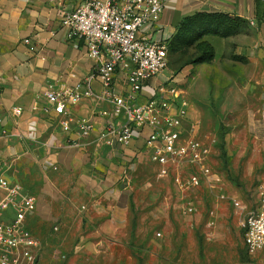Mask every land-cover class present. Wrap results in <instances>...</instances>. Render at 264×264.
I'll list each match as a JSON object with an SVG mask.
<instances>
[{
	"label": "rangeland",
	"instance_id": "374dc122",
	"mask_svg": "<svg viewBox=\"0 0 264 264\" xmlns=\"http://www.w3.org/2000/svg\"><path fill=\"white\" fill-rule=\"evenodd\" d=\"M245 33L208 22L185 33L177 51L168 45L162 78L181 79L190 68L191 78L179 87L190 104L184 137L197 122L203 166L214 181L191 163L164 177L149 160L126 161L116 182L123 186L121 224L108 229L99 215L89 224L80 217L76 224L65 221L70 217L38 223L31 216L26 229L39 240V264H264V252L248 253L242 225L264 186V124L258 122L264 120V63L246 60L245 94L243 57L229 48ZM192 177L202 178L200 187L180 191L177 179ZM188 202L196 212L185 213Z\"/></svg>",
	"mask_w": 264,
	"mask_h": 264
},
{
	"label": "crops",
	"instance_id": "0c3cea01",
	"mask_svg": "<svg viewBox=\"0 0 264 264\" xmlns=\"http://www.w3.org/2000/svg\"><path fill=\"white\" fill-rule=\"evenodd\" d=\"M86 1L0 0V179L19 184L22 197L35 198L25 227L32 215L38 223L70 217L65 221L76 224L80 217L89 224L99 215L98 222L108 229L121 224L123 186L118 189L116 182L124 171L123 164L151 161L145 146L149 128L137 133L128 147L102 138L109 121H123L101 115L112 112L110 100L85 98L70 107L74 119L92 120L94 129L87 139L80 138L75 125L71 132H64L62 118L43 110L50 106L43 98L48 88L69 92L95 75L96 63L86 42L69 36L61 23L62 12L73 11ZM198 14L225 15L246 22V33L236 39L234 48L229 46L234 56L245 59L242 81L246 94V60L264 63V0H168L159 22L144 27L141 35L170 45L180 24ZM188 68L179 75L178 88L186 75L188 79ZM162 80V76L149 80L137 103L144 104ZM90 88L96 95L103 90L98 79L91 80ZM114 89L118 95L127 93L125 74L115 76ZM17 109H21L20 114H15ZM258 122L264 124V120ZM6 195L0 187V201ZM14 218L11 208L2 213L0 222Z\"/></svg>",
	"mask_w": 264,
	"mask_h": 264
},
{
	"label": "built area",
	"instance_id": "2783aa9c",
	"mask_svg": "<svg viewBox=\"0 0 264 264\" xmlns=\"http://www.w3.org/2000/svg\"><path fill=\"white\" fill-rule=\"evenodd\" d=\"M167 2L89 0L73 11L62 12V26L69 36L82 38L86 42L89 56L96 63V72L85 85L78 84L69 92L48 88L43 98L50 106L43 110L46 113L53 111L62 118L60 126L64 132H71L72 125H75L80 138L87 139L94 129L92 120L85 117L74 119L70 107L80 104L85 98L110 100L112 112H102L101 115L123 118V121L120 124L109 121L102 134L103 139L128 147L137 133L149 128L151 133L145 139V146L149 150L150 160L161 166V176L168 177L172 167L179 168L191 163L199 166L202 176L211 183L214 179L210 169L203 166L201 145L195 134L197 122L184 137L190 104L177 86L179 79L170 77L162 80L144 104L137 103L146 83L161 77L168 69V44L141 35L144 27L159 22ZM118 73L125 74L128 84V91L123 95L116 94L114 89ZM92 79L100 81L103 87L100 95L91 90ZM14 112L20 114L21 109ZM2 134L7 135V131L2 130ZM201 179H177V185L182 192L196 189L200 187ZM0 187L7 192L0 201V216L11 208L15 211V218L11 222H0V264H39V240L25 227L27 217L34 211L35 198L22 197L20 185L6 179H0ZM231 201L239 207L235 198ZM193 212H196L195 205L188 202L185 213ZM242 225L248 253H263L264 186L259 188L258 206L247 214Z\"/></svg>",
	"mask_w": 264,
	"mask_h": 264
},
{
	"label": "trees",
	"instance_id": "16d2710c",
	"mask_svg": "<svg viewBox=\"0 0 264 264\" xmlns=\"http://www.w3.org/2000/svg\"><path fill=\"white\" fill-rule=\"evenodd\" d=\"M208 22H211V26L214 25L217 29H224V31L232 32L234 34L245 30L247 27L246 22L239 18H231L225 15L198 14L193 17L185 19L180 24L176 35L173 37L170 43L171 51L173 52L179 49V46L181 44V39H183L185 33L189 31L197 30L198 28L205 26V24ZM211 53L213 54L212 50ZM240 60L245 61L244 58H240Z\"/></svg>",
	"mask_w": 264,
	"mask_h": 264
}]
</instances>
